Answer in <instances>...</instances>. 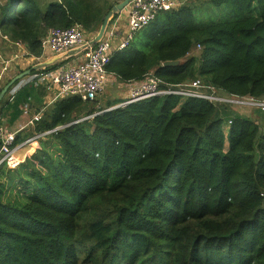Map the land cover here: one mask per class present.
<instances>
[{"label":"trees","instance_id":"obj_1","mask_svg":"<svg viewBox=\"0 0 264 264\" xmlns=\"http://www.w3.org/2000/svg\"><path fill=\"white\" fill-rule=\"evenodd\" d=\"M120 1L6 0L0 31L7 46L38 57L50 28L81 24L93 38ZM107 69L120 81L201 78L263 98L264 0H186L160 11ZM30 85L2 99L0 113L5 105L18 115ZM119 102L61 97L18 133L16 142L62 126L18 167H0V264H264V121L174 94L109 109ZM3 178L21 191L14 201Z\"/></svg>","mask_w":264,"mask_h":264},{"label":"built area","instance_id":"obj_2","mask_svg":"<svg viewBox=\"0 0 264 264\" xmlns=\"http://www.w3.org/2000/svg\"><path fill=\"white\" fill-rule=\"evenodd\" d=\"M178 5V0H132L128 5V34L119 38L117 26H107L104 35L95 44L89 45L74 54L72 59H68V57L62 59L59 61L62 63L53 69L31 74L24 83L33 82L37 86L44 85L50 95L46 104H51L65 96H78L84 101L99 98L105 93L113 74L107 69L112 53L115 50L126 47L134 34L152 22L160 11L176 8ZM91 39L87 30L81 24H76L69 28L52 27L43 39L42 56L50 55L54 57L63 55L70 50L82 47ZM117 40L119 41L116 42ZM200 49L201 46L198 45L197 50ZM7 67L8 65L4 69L6 70ZM122 82H125L128 87L129 97L109 109L126 106L132 102L146 100L163 94H174L183 98H201L214 104H228L237 109L250 108L264 112V97L258 98L252 95L228 93L217 85L201 78L163 87V81L159 77L153 73H147L143 78ZM19 88L15 86L11 89L12 96L17 93ZM44 109L45 106L39 111L30 114L28 108H25L23 110L24 114H30L31 116L18 129H11L5 122H0V167L2 165H6L11 169L18 167L41 147V139L62 127L45 132H34L26 139L16 142L18 133L28 126L33 127L35 122L42 118ZM230 124L231 120L229 119L226 126ZM32 144H34V147L30 148Z\"/></svg>","mask_w":264,"mask_h":264},{"label":"rangeland","instance_id":"obj_3","mask_svg":"<svg viewBox=\"0 0 264 264\" xmlns=\"http://www.w3.org/2000/svg\"><path fill=\"white\" fill-rule=\"evenodd\" d=\"M5 1L6 0H0V4H1V2L4 3ZM49 1H51V0H39V2L43 6L46 5ZM210 11H212V7H205L201 11V14L208 18V13ZM222 18H223V15L221 16V19ZM6 43L8 44L9 41L4 39L2 37V35L0 34V65H3V67L8 65V69H9L8 73L7 74L5 73L4 77H2V79H0V87H3L12 77H14L16 74L26 70L28 67H31L32 65L37 64L41 61H45L49 58H52V56H50V55H45V56L41 55V56L36 57V56L29 54V52L26 53L25 51L20 56H17L15 54L16 49L10 48L9 46L6 45ZM68 59H72V56L68 57ZM25 60H31L32 62H26L25 63V62H23ZM30 75L28 77L26 76V78H24L23 83H24V81L29 79ZM38 86L45 87L44 85H38ZM122 95H123V97H118V96H122ZM127 97H129L128 87L125 85V82H122V80L120 81L118 78H114L113 81H109V83L106 87L105 93L98 98V101L101 102V105H106L108 103V101L115 103L117 101H123ZM249 110H251V109H249V108H238V109H236V111L241 112L243 114L248 113ZM9 174H10V176H12L11 172ZM2 181H5V178H3ZM17 182H18V180H17ZM4 185H5V188H4V198L5 199L14 201L16 198L19 197V193H21V191H19V187H16V186L14 187L12 182H10V180L5 181ZM89 246H90L89 243H85L83 245L84 250L81 254L82 257H85V255H86L85 249L88 248Z\"/></svg>","mask_w":264,"mask_h":264},{"label":"crops","instance_id":"obj_4","mask_svg":"<svg viewBox=\"0 0 264 264\" xmlns=\"http://www.w3.org/2000/svg\"><path fill=\"white\" fill-rule=\"evenodd\" d=\"M184 1H186V0H178L179 5H181ZM1 4H3V2H1ZM128 10H129V7L127 6L123 11L119 12V14H118V16L116 18H114L113 20L110 19V21H109V23L107 25V26H113V25L117 26V28L119 29V38L124 37L126 34H128V31H129ZM98 32H96L95 34H91V35L96 36ZM0 34L2 35V37L4 39L9 40L8 37L6 35L2 34L1 31H0ZM118 41L119 40H117L116 42H118ZM16 43H18V46H19V47L17 46L15 48L16 49L15 54L17 56H20L21 54H23L24 51L26 53H28V48L26 47L25 44H22L20 42H16ZM23 62L26 63V62H32V61L31 60H25ZM28 68H30V67H28ZM8 71H9L8 67L5 70L3 65H0V79H2V77H4L5 73L7 74ZM24 78H26V76L23 77L20 81L16 82V84H14L13 87L18 86V87L21 88L24 85H26L25 83H23ZM110 81H113V79L110 78ZM1 88L2 87H0V90H1ZM11 89L3 97V100L4 99L5 100L6 99L13 100L14 99L16 94L14 96H12ZM29 89H30L31 95L29 96L27 101H23V103H21V105H20V110H21L20 113L18 115H15V112H13L12 108L3 105L2 110H1L2 112L0 113V122H5V124H7V126H9L11 129H18L21 125H23L26 121H28V119L31 116L30 114H33V113L37 112V111H35V109L38 110V109H41L42 107H44L43 105L48 102L49 97H50V95H49L48 91L46 90V88L45 87H40V86H35V85L34 86L30 85ZM118 97H123V95L122 96H118ZM1 104H0V106H2ZM25 108H28L30 114H24L23 110ZM249 113H252L254 116L258 117L257 119L264 121V113H263V111L256 110V109L255 110L251 109V110H249ZM27 128H29V126L24 128L23 130H26ZM224 130H225V133L227 134L228 130H229V126L225 125L224 126Z\"/></svg>","mask_w":264,"mask_h":264},{"label":"water","instance_id":"obj_5","mask_svg":"<svg viewBox=\"0 0 264 264\" xmlns=\"http://www.w3.org/2000/svg\"><path fill=\"white\" fill-rule=\"evenodd\" d=\"M131 1L132 0H121L120 2H117L116 4H114L112 6V8L108 11V13L106 14L104 21H103L97 35L94 36L87 44L83 45L80 48L70 50L63 55L54 56V57L49 58L45 61H41V62L31 66L30 68L16 74L14 77H12L0 90V102L3 99V97L6 95V93L14 86V84H16V82L20 81L23 77L30 75L33 70H39L41 68H44V67L49 66L51 64H54L56 62H59L64 58L73 56L74 54L80 52L82 49L88 47L89 45L95 44L104 35L105 30L107 28V25H108L111 17L114 14L123 11L131 3ZM176 63H178V61L169 60V61H165L164 65L170 66V65H175Z\"/></svg>","mask_w":264,"mask_h":264},{"label":"bare ground","instance_id":"obj_6","mask_svg":"<svg viewBox=\"0 0 264 264\" xmlns=\"http://www.w3.org/2000/svg\"><path fill=\"white\" fill-rule=\"evenodd\" d=\"M34 147V144H32L31 146H30V148H33Z\"/></svg>","mask_w":264,"mask_h":264},{"label":"clouds","instance_id":"obj_7","mask_svg":"<svg viewBox=\"0 0 264 264\" xmlns=\"http://www.w3.org/2000/svg\"><path fill=\"white\" fill-rule=\"evenodd\" d=\"M257 110V109H256Z\"/></svg>","mask_w":264,"mask_h":264}]
</instances>
